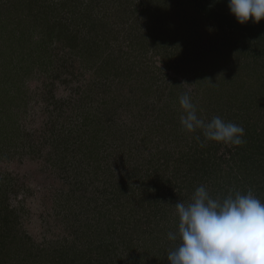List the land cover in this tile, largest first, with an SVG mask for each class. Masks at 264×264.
<instances>
[{
	"label": "rangeland",
	"instance_id": "obj_1",
	"mask_svg": "<svg viewBox=\"0 0 264 264\" xmlns=\"http://www.w3.org/2000/svg\"><path fill=\"white\" fill-rule=\"evenodd\" d=\"M211 2L0 0V264H169L176 202L262 188L264 147L241 168L180 125L190 88L264 145V20L223 55Z\"/></svg>",
	"mask_w": 264,
	"mask_h": 264
},
{
	"label": "clouds",
	"instance_id": "obj_2",
	"mask_svg": "<svg viewBox=\"0 0 264 264\" xmlns=\"http://www.w3.org/2000/svg\"><path fill=\"white\" fill-rule=\"evenodd\" d=\"M237 23L264 20V0H228ZM184 85H190L184 83ZM191 89L179 98L180 125L188 133L200 131L205 141L241 146L245 129L219 116L201 118L192 102ZM198 141L200 136L195 137ZM177 229L167 237L174 242L169 264H264V201L251 189H230L213 196L198 186L189 201L174 204Z\"/></svg>",
	"mask_w": 264,
	"mask_h": 264
},
{
	"label": "trees",
	"instance_id": "obj_3",
	"mask_svg": "<svg viewBox=\"0 0 264 264\" xmlns=\"http://www.w3.org/2000/svg\"><path fill=\"white\" fill-rule=\"evenodd\" d=\"M214 2H211V5L208 3V5H204V7L200 8L201 10V15L203 16V18L205 20L207 19H213V22L217 21V25L216 27H218L219 29H222L223 31H225L223 29V27L225 25H227L228 27V30L229 31H225L224 33V39H223V43H225L226 40L230 39L228 43H225V44H222L224 47L220 48L219 49V52L223 54V50L224 48L226 50H237V40H236V37L238 36L237 33H239L240 35H243V36H256V34H258L257 32H259V28H253L251 27L250 25H248L249 23H246L244 25H241L239 23H237L236 19L234 18V16H232L230 14V12H225L224 8H222L223 6H225V4H228V1H225L224 4L221 3V2H216V0H213ZM215 5H213V4ZM43 15V14H42ZM44 16V15H43ZM231 29V30H230ZM237 30V31H236ZM236 32V33H235ZM260 33V32H259ZM235 37H233V36ZM259 35V34H258ZM233 40H232V39ZM186 47V44L181 46L180 50H184ZM224 55V54H223ZM218 70H216L217 72ZM264 126V124H263ZM261 126L260 129H261V132L263 135L264 133V127ZM245 129V134H244V137L243 139L245 140V143L242 144L241 146H235V154L233 155L235 157V160L237 161V158L236 156H238V161L239 163L241 164V168H243V165L244 164H247V162H249V160H246V159H250V162H253V160H255L256 162V159L252 158L253 160H251V156L253 157L255 154H256V151L258 149H262L264 147L263 143H262V139H257V138H254L255 136V132H256V127L255 128H252L251 129L249 128H246L243 127ZM263 130V131H262ZM258 133L256 132V135ZM202 137H200V143L202 145L204 139H201ZM196 140L198 141L195 137H193V140ZM174 140L172 139L171 142H173ZM176 141V139H175ZM262 151V150H260ZM262 152H260L259 154H261ZM252 154V155H251ZM167 159H168V153L165 154ZM169 160V159H168ZM168 160L165 162L167 163ZM179 159L176 158L174 160L175 161H178ZM197 162V161H196ZM202 162V161H201ZM166 165V164H165ZM261 166H264V163L261 165ZM243 174L244 176V180L248 179L247 181H244L240 184V187H246V189H251L253 191V193L255 192V195H257V191H259L260 189H262V193H258V197L260 198V196H262L261 198L264 200V183L262 184V188L261 186L258 184L257 186V181H255V179H252V176L254 175V173H251L250 170H248L247 173H245V171L242 170L241 172V175ZM204 176V175H203ZM263 182H264V178L262 179ZM142 183L140 181V184L138 185L140 187V185L142 186ZM191 183V182H190ZM260 187V188H259ZM259 188V190H258ZM244 192H246L245 189H243ZM262 194V195H261Z\"/></svg>",
	"mask_w": 264,
	"mask_h": 264
}]
</instances>
